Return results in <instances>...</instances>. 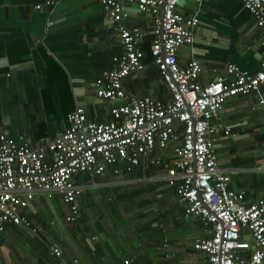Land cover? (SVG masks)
Segmentation results:
<instances>
[{
    "label": "crops",
    "instance_id": "1",
    "mask_svg": "<svg viewBox=\"0 0 264 264\" xmlns=\"http://www.w3.org/2000/svg\"><path fill=\"white\" fill-rule=\"evenodd\" d=\"M123 7L126 25L142 33L144 63L126 76L124 86L134 95L168 101L150 53L153 16L129 0ZM177 10L198 19L192 42L179 47L177 59L181 66L191 58L199 61V82L227 75L228 63L247 72L258 68L264 29L241 0H180ZM122 51L98 0H56L50 6L44 0H0V132L36 146L62 133L78 106L88 120H109L113 103L96 95L94 81ZM258 96L264 97V83L256 92L226 98L213 117L219 166L229 174L231 188L246 191L247 201L264 195V113ZM156 156L162 166L150 162ZM172 156L169 145L155 148L130 170L120 162L101 174H75L82 192L73 221L65 220L68 206L59 196L37 194L21 210L31 227L8 224L0 233V264L202 262L193 243L207 234L206 227L185 214V202L165 181ZM51 244L60 248V257L51 253Z\"/></svg>",
    "mask_w": 264,
    "mask_h": 264
},
{
    "label": "built area",
    "instance_id": "2",
    "mask_svg": "<svg viewBox=\"0 0 264 264\" xmlns=\"http://www.w3.org/2000/svg\"><path fill=\"white\" fill-rule=\"evenodd\" d=\"M98 1L123 47L113 58L114 66L94 81L96 95L113 103L111 118L88 120L78 106L68 114L62 133L36 146L0 132V233L8 224L31 227L21 210L37 194L59 196L68 206L65 220L73 221L82 192L73 180L75 174H101L107 165L120 162L130 170L155 148L172 145L173 156L165 165L166 184L185 202V214L202 221L207 231L193 243L202 262L178 264H264V195L247 201L244 189L229 186L230 176L219 166L214 150L219 127L213 121L226 98L258 91L264 83V57L254 72L228 63L227 75L201 83L199 61L191 58L181 66L177 59L179 47L193 40L197 17L181 14L180 0H129L153 16L150 53L170 98L134 95L126 90L124 79L144 68L142 33L126 25L123 0ZM241 2L264 29V0ZM258 103L264 113V97L258 96ZM223 131L228 134L230 129ZM150 162L163 165L161 156ZM49 248L55 257L61 256L58 246ZM72 264L90 263L74 260ZM121 264H132V259L124 258Z\"/></svg>",
    "mask_w": 264,
    "mask_h": 264
},
{
    "label": "bare ground",
    "instance_id": "3",
    "mask_svg": "<svg viewBox=\"0 0 264 264\" xmlns=\"http://www.w3.org/2000/svg\"><path fill=\"white\" fill-rule=\"evenodd\" d=\"M179 61V60H178Z\"/></svg>",
    "mask_w": 264,
    "mask_h": 264
},
{
    "label": "trees",
    "instance_id": "4",
    "mask_svg": "<svg viewBox=\"0 0 264 264\" xmlns=\"http://www.w3.org/2000/svg\"><path fill=\"white\" fill-rule=\"evenodd\" d=\"M15 225V224H14Z\"/></svg>",
    "mask_w": 264,
    "mask_h": 264
}]
</instances>
